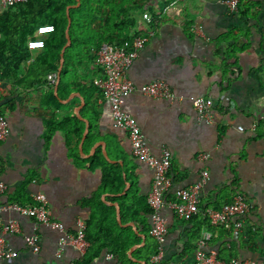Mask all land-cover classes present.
Masks as SVG:
<instances>
[{"label": "crops", "instance_id": "0c3cea01", "mask_svg": "<svg viewBox=\"0 0 264 264\" xmlns=\"http://www.w3.org/2000/svg\"><path fill=\"white\" fill-rule=\"evenodd\" d=\"M169 5H173L172 10L165 14ZM145 7L136 15L134 33L147 40L129 67L128 77L136 86L164 80L175 100L155 99L134 90L122 97L121 106L137 120L155 155L163 147L171 152L172 186L166 201L177 189L198 182L205 168L208 177L200 190V207L220 208L238 193L251 204L237 234L212 227L201 213L189 221L181 220L164 204L160 213L167 218V233L159 264H196L194 248L204 229L213 232L209 246L225 262L240 259L245 264H264V0H240L236 13H230L221 0H147ZM143 13L153 20L144 19ZM193 25L202 32H193ZM36 53H31L32 59ZM66 77L70 81L82 79L72 71ZM56 84L55 94L57 78ZM38 87L40 91L0 81V114L10 126L8 136L0 142V176L8 186L0 196V236L17 251L15 257L0 256V264H68L81 259L84 254L71 245L57 258L61 233L7 207L35 203L34 194L42 192L51 218L74 232L76 219L86 224L91 215L88 198L101 187L105 166L112 167L124 182L118 192L103 191L100 200L114 207L120 226L131 227L141 239L129 248L128 260L123 263L149 264L150 257L146 261L145 253L137 249L145 247L149 256L156 248L149 233L150 215L144 216V223L122 222L116 204L120 209L126 195V200L134 196L147 201L152 171L132 156L127 133L114 125L109 106L97 91L89 96L94 111L83 113L86 100L79 91L64 93L60 100L64 106L58 113L77 116L80 107L79 115L89 123L87 130L77 116L84 123L77 145L82 161L68 156V148L76 141L72 133L56 129L46 143L42 133L49 108L43 105V89ZM197 96L212 100V122L197 118L192 106ZM238 125L244 131H238ZM96 153L99 166L90 170L83 159ZM200 154L208 157L200 160ZM9 220L16 223V230L4 233L2 227ZM33 232L40 237L38 253L31 252L24 241ZM92 264H121V260L103 249Z\"/></svg>", "mask_w": 264, "mask_h": 264}, {"label": "trees", "instance_id": "16d2710c", "mask_svg": "<svg viewBox=\"0 0 264 264\" xmlns=\"http://www.w3.org/2000/svg\"><path fill=\"white\" fill-rule=\"evenodd\" d=\"M146 1L79 0L77 6L70 7L71 43L64 50L57 94L54 93V85L49 84L47 74L58 71L60 51L66 43V7L76 5L77 0H26L0 11V34L2 35L0 81H10L14 87L22 86L23 89L33 87L38 91H40L38 86H41L42 103L49 108L44 118L42 138L48 143L56 129L75 135L76 141L74 147L68 148V156L70 159H77L76 162L82 159L79 157L77 145L82 136L84 123L74 113H58V110L64 106L60 100L63 99L64 93L79 91L86 100L82 108L83 113L87 110H95V105L89 101L90 97L95 91L103 97L101 91L94 85V80L101 76L99 66L93 65L96 59L95 52L106 43L131 44L135 35L136 15L145 10ZM45 23L53 24L54 31L45 38L44 47L36 53L32 61L28 62L31 53L27 48V39L34 34L37 26ZM71 71L82 79L70 81L66 74ZM71 83L74 87L70 86ZM98 155L99 153H96L83 159L90 170L98 168ZM123 182L122 176L113 173L112 167L105 166L101 170V187L91 193L88 198L92 208L91 215L86 220L85 231L89 246L76 264H92L103 249L117 256L121 264H124L123 261L128 260L129 248L140 242V237L131 227H123L116 222L114 207L105 205L99 197L106 190L118 192ZM126 198L124 200L123 197L120 202L122 222L144 223V216L152 213L146 198L134 196L130 200ZM35 204L32 202L25 205ZM200 209L204 210V207ZM202 217L204 222L209 223L206 216ZM137 252H144L148 261L154 251L148 256L149 252L146 248L141 247L137 249Z\"/></svg>", "mask_w": 264, "mask_h": 264}, {"label": "built area", "instance_id": "2783aa9c", "mask_svg": "<svg viewBox=\"0 0 264 264\" xmlns=\"http://www.w3.org/2000/svg\"><path fill=\"white\" fill-rule=\"evenodd\" d=\"M26 0H0V6L7 8ZM240 0H221L222 4L230 13H236L239 8ZM169 5L164 9L168 14ZM178 13V12H176ZM144 19L152 21L153 18L143 13ZM193 32L201 33V29L193 25ZM54 31V25L45 23L37 26L34 34L27 39V48L30 53L39 51L44 47L45 38ZM147 38L142 34H135L131 44L120 45L117 43H106L95 52V63L101 69V76L94 80V85L101 91L103 98L107 102L110 115L114 125L128 135L130 141V152L134 158L144 163L152 171V183L147 195V203L152 210L150 214L151 225L150 235L156 242V248L149 258V264H159L163 259V240L167 233V218L160 213L164 204L173 211L175 216L181 220L189 221L198 214L207 217L212 227H223L236 233L243 227L245 217L251 209L250 202L242 195L236 194L229 203L222 205L220 208L205 207L201 210L199 207V194L202 185L205 183L208 172L207 169L201 170V178L198 182L179 188L174 192L170 200L165 199V195L172 186L170 176L171 152L168 148L163 147L158 155H155L148 145L144 134L137 120L125 112L121 106L122 97L125 94L138 90L143 95L155 99L175 100V95L167 82L161 79H154L147 83L136 86L128 77V69L138 55V51L144 46ZM32 60V55L30 57ZM57 74L51 72L47 74V80L50 85H55ZM212 100L204 96H197L192 101L193 109L197 112V118L206 123L213 121L211 114ZM264 122V116H263ZM252 129L255 124H252ZM238 131H244L242 125L236 127ZM10 126L8 120L0 115V142L6 139L9 134ZM207 154H200L199 159L207 158ZM8 190L7 184L0 176V196ZM35 205H19L17 203L9 205L14 211L25 216L33 217L37 222L49 225L57 229L61 236L58 240V246L55 251L57 258H60L64 248L71 245L83 255L89 246L86 240V224L82 219H76L74 232L66 230L64 225L51 218V213L47 208L46 196L42 192L34 194ZM3 207L0 206V211ZM16 230V223L9 220L3 225L2 231L13 232ZM213 237L210 229L201 231L200 236L194 248V260L196 264H245L240 259H232L225 262L218 256V251L209 246V241ZM26 247L33 253L40 250V237L36 232L24 237ZM17 251L12 249L0 236V256L15 257ZM111 256V255H110ZM68 264H76L70 262Z\"/></svg>", "mask_w": 264, "mask_h": 264}, {"label": "water", "instance_id": "95a60500", "mask_svg": "<svg viewBox=\"0 0 264 264\" xmlns=\"http://www.w3.org/2000/svg\"><path fill=\"white\" fill-rule=\"evenodd\" d=\"M78 4H79V0H77L76 5H70V6H67V7H66V15H67V25H66V28H65L66 43L64 44V46L62 47V49H61V51H60V63H59L58 71H57V83L59 82V79H60V72H61V68H62V66H63V61H64L63 54H64V50H65V48L68 47V46L70 45V43H71V39H70V35H69V27H70V24H71V19H70V17H69V9H70V7H72V6H77ZM54 91H55V93H56V91H57V84H56L55 87H54ZM79 109H80V107H78V109L76 110V113H77V116H78L79 118H81V116L79 115ZM81 119H83V118H81ZM83 120H84V122H85V124H86V129H87L88 126H89V123H88V121H87L86 119H83ZM87 130H88V129H87ZM87 130H86V131H87ZM86 131H85V132H86ZM84 136H85V133L83 134V137H82V141H81V142H83ZM116 210H117V216H118V218H119L120 209H119V206H118L117 204H116Z\"/></svg>", "mask_w": 264, "mask_h": 264}, {"label": "rangeland", "instance_id": "374dc122", "mask_svg": "<svg viewBox=\"0 0 264 264\" xmlns=\"http://www.w3.org/2000/svg\"><path fill=\"white\" fill-rule=\"evenodd\" d=\"M3 114V113H2Z\"/></svg>", "mask_w": 264, "mask_h": 264}]
</instances>
